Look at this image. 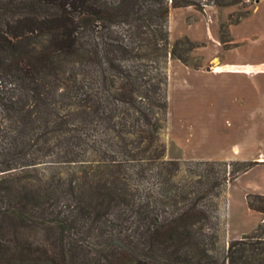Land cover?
Listing matches in <instances>:
<instances>
[{
  "label": "trees",
  "instance_id": "16d2710c",
  "mask_svg": "<svg viewBox=\"0 0 264 264\" xmlns=\"http://www.w3.org/2000/svg\"><path fill=\"white\" fill-rule=\"evenodd\" d=\"M256 1L0 0V264H264V221L224 241L256 162L168 159L162 140L168 61L197 48L171 44V10Z\"/></svg>",
  "mask_w": 264,
  "mask_h": 264
},
{
  "label": "crops",
  "instance_id": "0c3cea01",
  "mask_svg": "<svg viewBox=\"0 0 264 264\" xmlns=\"http://www.w3.org/2000/svg\"><path fill=\"white\" fill-rule=\"evenodd\" d=\"M174 10L182 12L179 19L170 13L171 44L187 38L197 48L188 64L170 60L168 157L256 162L237 180L256 169L264 174V0L238 17L243 5ZM177 147L181 157L173 154ZM251 194L264 191L249 190L246 202ZM252 212L259 214L257 221L239 236L252 233L264 221L263 214Z\"/></svg>",
  "mask_w": 264,
  "mask_h": 264
},
{
  "label": "rangeland",
  "instance_id": "374dc122",
  "mask_svg": "<svg viewBox=\"0 0 264 264\" xmlns=\"http://www.w3.org/2000/svg\"><path fill=\"white\" fill-rule=\"evenodd\" d=\"M243 9H244L243 11L237 14V17L238 15H241L242 13L246 12L247 8L243 6ZM181 12H182L181 10H174V9L171 10V14H173L174 16H177V18L181 14ZM169 23H170V20H169ZM170 60L171 59H169L168 65H167L168 74H169V68H170ZM193 63L197 64V60H193ZM175 107L176 106H173V108ZM170 108L171 107L169 105V109ZM168 116H167V124L162 133V140L166 143V145L169 142L168 139L172 138L171 137L172 130L170 129L168 125ZM173 154L181 157L182 150L179 147H177L176 149H173ZM167 158L172 159L168 157V155H167ZM182 161H185V160H182ZM188 162H195V161H188ZM235 167L236 166H231L229 167V170H234ZM185 168L186 167L184 165L183 170L179 175L181 179L186 178V176L188 175L185 172ZM261 170L262 169H256V171H252V173L244 174L242 175L243 177H241L238 180L237 179L233 180L228 186V189L226 192V197L228 198V203H227L228 205H227V212H226V216L228 214V226L226 227L227 228L226 234L224 235V241L226 243L230 242L231 240L241 239L243 236H239V235L245 231H249V229H251V226L258 219L257 217L259 214L254 213L249 209L248 204L246 202L245 193H247L249 190H254V189L264 191V174L262 173ZM233 235H237V237L239 238H234Z\"/></svg>",
  "mask_w": 264,
  "mask_h": 264
}]
</instances>
